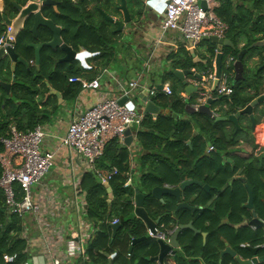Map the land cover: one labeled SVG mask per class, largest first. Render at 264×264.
<instances>
[{"label": "trees", "instance_id": "1", "mask_svg": "<svg viewBox=\"0 0 264 264\" xmlns=\"http://www.w3.org/2000/svg\"><path fill=\"white\" fill-rule=\"evenodd\" d=\"M248 3L251 4L250 7ZM48 9V7L43 8V15L52 20L54 24L56 21L63 28L61 35L63 43L68 46L72 43L75 48L84 46V42L78 41V35L74 36L76 40L70 37L71 25L74 24L71 18L77 15L73 5L68 2L62 3L59 14L50 12ZM252 10L264 11V0H223L215 11V14L228 25L226 38L235 46L242 42V49L248 50L249 53L257 50L251 48L252 45L264 40V15L252 14ZM10 11H12L11 7ZM12 15H14L13 11ZM253 16L255 19H252ZM93 34L95 35L96 32L93 31ZM32 38L30 25H27L19 34L15 44L16 51L27 61L32 59L31 49L28 48V45L33 43ZM46 40L45 37L40 38V41ZM98 45L99 43L94 45L96 51H98ZM206 45L204 56L199 58L206 62L205 65L194 63L191 56L185 52L169 55V69L160 75V79L161 84L171 82L172 93L170 96L157 93L156 97L151 99V102L161 110L167 111V114L158 117L155 121L145 115L139 129L136 130L137 146L144 152V155L139 154L137 157L139 166L134 171L136 177L132 176L133 170L130 169L128 160L130 154L126 148L122 147L117 140L109 141L105 146L103 156L96 162L95 170H99L104 176L112 168L117 169L118 175L110 182L114 197L112 203H106V192L98 183L93 171L82 176L80 187L87 197L86 219L92 222L98 232L86 246L84 255L89 259L87 261L79 259L75 264H106L107 260L104 255L112 253H115L112 264H149L146 258L155 256L157 252V246L149 239L138 244L129 253L131 239L147 236L143 223L135 218L133 206L129 203L134 196L135 189L146 196L143 207L147 216L151 220L161 218L158 226L160 232L173 231L179 224L192 222L196 230L207 234L206 241L203 243L200 235H193L192 232L186 230L182 232L180 241L185 251H191L193 257H202L204 264H236L234 259L228 256L220 260L219 255L224 250L225 243L243 260L252 258L250 249L254 248H258L256 257L264 256L263 231L238 227L250 219V212L243 207L247 197L245 186H243L245 184L238 179L234 180L235 176L245 179V183L252 191L253 210L257 217L264 221V165L259 166L258 163L249 161L245 156L242 157L238 135L235 134L233 128L230 130L225 128L229 123H214L204 115L187 114L185 112L186 103L179 97V92L183 91V87L176 81L173 71H188L194 68L204 71L209 69L214 57L215 45L208 41ZM224 50L234 57L239 52L236 48L234 50L224 48ZM44 51L48 55L41 59L40 77L32 80V75L19 68L15 71L17 82L12 83L10 91L16 99H9L1 91L0 110L3 106L4 114L0 112V137H6L5 132L9 125L7 117L15 116L10 110L14 108L13 104L16 100L20 102L19 106L28 108L26 114L35 110L32 99L36 90L32 87L38 79L40 81L46 79L62 93L66 100L74 99L79 93V84H70L67 81L71 78L69 74L72 72L64 71L63 66L53 70L50 63L53 59V51L49 49ZM263 62L264 58L261 57L259 65ZM254 70L249 71L244 80L233 85V94L226 105L229 111L225 115L231 113L232 109H243L255 97L264 93V77L261 76L264 71L256 68ZM6 71L0 72V81L11 83V75L9 72L6 74ZM18 81H22L23 84ZM247 88H252V94L248 93ZM20 92L22 95L18 96L17 93ZM188 102L191 103V101ZM16 111L18 112L19 109ZM173 115L175 117H172ZM30 119L32 120L31 117ZM34 125L32 122L28 129L21 128L19 125L17 128L21 132H27L36 126ZM207 146H212L214 151L205 158L204 153ZM2 151L0 144V152ZM223 152L225 157L229 156L232 160L233 167L222 161ZM126 173L131 174V186L125 185ZM187 180L198 181L213 188L208 193L204 191L197 193L198 189L195 186L187 189L186 199L191 200L188 204L199 209L195 214L187 211L174 214L176 205L172 197H168L169 201L166 200L164 204H161L150 196L151 190L155 187L168 185L175 188ZM113 216L121 227L116 237L111 240L112 231L106 220ZM21 233L20 219L7 213L4 194L0 190V264H28L31 261L26 253V243L21 239ZM241 244H247L249 248L242 249ZM5 255L15 257L11 262H5L3 260ZM177 264H182V261L179 260ZM190 264H196V261H191Z\"/></svg>", "mask_w": 264, "mask_h": 264}, {"label": "crops", "instance_id": "2", "mask_svg": "<svg viewBox=\"0 0 264 264\" xmlns=\"http://www.w3.org/2000/svg\"><path fill=\"white\" fill-rule=\"evenodd\" d=\"M56 1L61 2V5H57V12H55L57 14L61 12L60 8L62 7V3L68 2L70 4L68 0ZM13 3L20 2L17 0H0V34L6 28L2 16L5 15L11 21L16 16L12 15V11L14 12L12 7ZM119 4V0H108L107 2L101 0H85L84 2H81L80 0H76L75 3L72 5L73 9L77 11V15L75 14L71 18L74 20V24L71 25L70 37L74 38L75 35H78V41L84 42L85 45L78 46L77 48H75L72 43H68L69 46L76 52L77 57H79L75 58V60L71 64L58 63L57 61L54 64L52 60H59L63 58L64 55L59 50L52 52L53 59H51L50 63L52 64L53 70L57 69L59 66H63L62 68L65 69L64 71L72 72L71 74H69L71 77H79L87 81L98 78L100 82V88L96 91L80 90L74 99L66 100L64 99L62 93L57 91L46 79H43L41 81L38 79V82L32 87L36 90V94L32 99L34 102L33 105L35 106V110L32 113L27 112L26 114L25 112L28 108H23V106H19L20 102L16 100L14 102L15 104H13L14 108L10 110L11 113H14L15 116L7 117V122H9V125L5 132L6 136L9 134L11 127H15L17 130H19L17 128V125H19L21 128L28 129L29 125L33 122L36 126H41L45 134L41 144V151L51 152L54 155L53 165L49 170L48 174L44 176L40 184L33 185L31 188V200L34 204L39 206L40 211L36 215L30 214L19 218L22 228L21 239L25 241L26 253H28L31 258V261L28 264H52L53 260L55 259L59 261V264H75L79 259H82L83 261H87L89 259L84 255L85 249L87 244L89 243V240L95 237L98 230L92 224V222L86 219L87 197L86 193L83 192L80 187V181L84 174H87L88 172L92 171L96 174L95 176L98 183L103 187L106 192L107 204H111L114 199L112 188L110 187V182L113 179L108 183H104L102 182L100 177L103 175L100 174L99 170H95L96 162L100 158L95 162L94 168L91 169L87 166L82 157L77 156L73 151L60 146L59 139L64 136L68 124L73 119L78 117L81 113H83L85 110L98 103L100 100L104 98H118L120 96V89L118 88L119 84L127 85L131 81H136L138 84V89L134 90V98H136L135 96H138L139 94H143V91L145 90L141 88H157L158 86L163 87L165 85H168L170 87L171 82L161 84L160 79V75L164 71L169 69L168 57L170 54H175L177 52H185L191 56L192 60H197L194 61V63L197 64L204 62L201 61L199 58H202L204 56L203 54H205L208 45H206V41L210 42L209 40L201 41L200 45L193 51L188 50L186 44L178 41L174 44H167L154 47L155 41L159 35V24L161 20V13L163 10V7L160 5L161 0H126L131 22L129 24H126L121 32H118L114 24L106 21L97 11V8H100L106 16L113 18L115 21L121 22L123 20V14L116 8V6ZM247 5L249 7L251 6L250 3H248ZM10 7L12 11H10ZM48 8L50 12L52 11L54 13L52 7ZM86 9H89V11H87ZM245 10L248 12L247 8H245ZM252 14H259L260 16H262L264 15V11L261 10L259 12L256 10H252ZM252 19H255V17L253 16ZM55 25L60 28L62 35L63 28L59 24H57L56 21ZM93 31L96 32L95 35L93 34ZM42 37L47 38V40L50 38L49 36ZM95 37H99L100 39L97 40V38ZM225 39L227 38L225 37ZM32 40L33 44L44 42L39 40L37 41L34 38H32ZM96 43H99L98 51L94 49V45ZM231 45V48L215 45V51L223 55L221 68L222 70L224 69V71H226V73L230 76L231 86L233 88V85H235L236 82L244 80L246 78V76L249 74V71H253L255 68L259 71H264V69H261V67L264 65V62L259 65L261 57L264 58L262 56V54L264 53V49L255 48L257 50L251 53L246 50V53L242 57V61H240V73L237 74L235 69V64L237 63L235 59H237V56L234 57L232 55H228L227 59L225 60L222 51L224 48H229L233 50L236 48L237 50H239L238 53H240L245 49H242V42L239 43L237 46L233 45L232 43ZM45 49L47 48H42L40 51L39 65H35L34 63L33 50H31L32 59L29 60V66L27 68H25L23 65L16 64L11 69L10 65H7V71H5L6 74L7 72H9L12 76H10L11 81L12 78L15 77V71H17V69L19 68L27 74L32 75V80L40 77L41 59L43 57L45 58V55H48V53L44 51ZM228 58H233V61L227 65L226 62ZM244 60L247 62H244ZM135 62H139V64L137 66L133 65ZM151 62H154L153 66L150 65ZM232 64H234V69H231ZM27 69H29V72H27ZM199 69L194 68L191 69V71L199 73V71H201ZM205 71H208V69ZM241 74V80L234 79V75L240 76ZM261 76L264 77V73ZM185 80L187 83L193 84L194 78L188 76L185 78ZM176 81L178 82L177 79ZM16 82L17 81L15 77V83ZM18 82L22 83V81ZM12 83L13 82H11V84ZM192 84L190 85L193 86ZM246 90L249 94H252V88H247ZM1 91L9 99H16L14 95L10 92L11 88L8 93H6L2 88H0V93ZM160 91L161 90H158L157 93H161ZM182 94L183 96L185 95L186 98L184 97L183 99L181 97ZM263 94L264 93H262L261 95ZM17 95L21 96L22 92L17 93ZM199 95L200 94L198 93H191V95L187 97L184 90L179 92V97L181 98V100L185 101V103L188 105V101L192 102L193 99H197ZM212 97L214 98V95H212ZM152 98L153 97H150V101ZM230 98L231 96L221 97V99L220 97H215L214 99H212L216 100V102L209 107L211 114H215H212L213 118L221 117L220 112L222 110H225L224 107H227L226 105L230 101ZM221 101L223 103H221ZM137 106H141V102H139ZM138 108L140 109V107ZM3 109L4 107L2 106L0 110L2 114H4L2 112ZM16 109H19L20 112H17ZM263 109L264 104H261L253 109V115L255 119L254 126H252L246 116L244 117L242 124L240 123V128H242L240 131L236 132L234 126L230 123L229 125H227V127L225 126V128L228 130L233 128L235 134L238 135L242 157L245 156L246 158H248L249 161H253L256 164L258 163L259 166L264 165V158H262L264 154V116L262 115ZM165 114H167V111H163V114H158L157 116H152L148 114L147 115L150 116L152 121H155L158 117L164 116ZM29 116L32 118V120ZM210 119L214 123H222L215 122L212 118ZM140 125L131 129V136L133 137V140L130 146L120 144L122 147L126 148L127 152H129L130 154L128 160L129 167L133 170L132 176L135 175L134 171L137 170L136 168L139 166L137 161L138 155H144V152H142L137 146L136 139V130L139 129ZM208 147L209 146L206 147L204 155L208 154L210 156V154L213 153L214 148L213 151L207 153L206 150ZM254 147H256V149H253ZM223 156H225L224 152L223 154H221V158ZM252 158H256L258 160L254 161ZM226 159L229 160V156H226ZM222 161L228 166H234L231 159L229 160L230 162L223 159ZM224 163L223 165L225 167ZM126 176L127 181L125 185L129 184L128 186H131V174L126 173ZM235 179H237V176H235L234 180ZM206 186L208 185L206 184ZM163 187L171 188V186L168 185H164ZM196 188L198 189L197 193H200V191H204L201 187ZM207 188L208 189L204 191L206 193L211 192L213 189L211 188V186H208ZM187 189L182 193V199L183 201L190 203L191 200H189L188 198L186 199L185 196L187 193ZM168 197L169 196L163 197L164 203L166 200H168ZM247 199L248 195L245 200L246 202ZM173 200L175 201L174 198ZM176 204L177 203L175 201V205ZM114 220L115 218L113 216L107 218L106 221L107 224L112 225V222ZM249 220L245 222L248 223ZM51 228H55L60 232V234H52V231H50ZM196 231H198L197 234L193 233L192 231L190 232H192L193 235H200L202 242L205 243L207 234L201 233V231L199 230ZM81 233L84 234L83 239L78 242L75 239L73 242L82 248L83 254H74L71 251V240L73 237L75 238V236H78ZM181 238L182 235L180 234V236L178 237L179 243L181 241ZM136 246L132 248V251L135 249ZM225 248L231 249V247L227 243H225L224 245V249ZM157 256L158 249L155 256L148 257L146 258V260L149 262V264H158L157 261L154 262L153 260ZM225 256H223L222 258H220L219 256L220 260H222ZM104 257L107 260L106 264H112V261L115 257V253L109 255L105 254ZM38 258H41L42 263L39 262ZM179 260L182 261V264H190L191 261H196V264H204L202 257L191 256V251H185L182 248L181 243L180 248L176 250V259H173L172 256H169L164 259L163 264H177Z\"/></svg>", "mask_w": 264, "mask_h": 264}, {"label": "built area", "instance_id": "3", "mask_svg": "<svg viewBox=\"0 0 264 264\" xmlns=\"http://www.w3.org/2000/svg\"><path fill=\"white\" fill-rule=\"evenodd\" d=\"M76 0H70L74 4ZM223 0H166L159 24V35L154 47L181 42L187 45L188 50L193 51L201 41L215 38L225 39L228 32V25L224 23L215 11ZM203 3L204 6L200 4ZM11 26H6L0 34V46L14 47L16 39L11 35ZM218 53L215 51V54ZM233 61L228 58L227 65ZM199 80L193 81V86L203 88L193 107L205 104L206 100L215 97H229L233 94L230 76L220 71L217 84L211 92L212 82L215 80L214 58L212 66L208 71L201 73ZM68 83L79 84L81 91H96L100 88L99 79L87 81L79 77H71ZM120 96L118 98H104L85 110L78 117L73 119L67 126L63 137L59 139L60 146L73 151L77 156L84 159L89 168H94L95 162L103 156L105 146L111 140H117L119 144L124 142V132L127 128L138 127L143 119L144 113L130 103L134 90L138 89L136 81L127 85L119 84ZM148 91V100L155 97L158 90L156 87L141 88ZM161 94L170 96L171 88L168 85L161 87ZM214 93V98L212 97ZM127 98L123 104L118 101ZM184 99L185 95H181ZM186 98V97H185ZM214 114V113H212ZM215 115V114H214ZM44 131L41 126L34 127L31 131L21 132L11 127L6 137H0V144L3 151L0 152V190L4 194L5 207L8 214L22 218L25 215H36L40 210L39 206L31 200V188L40 184L53 165V153L41 151V144L44 139ZM213 151L209 146L207 153ZM99 175V174H98ZM118 171L112 168L107 175L100 176L102 182H110ZM19 193V197H18ZM118 223L115 219L113 224ZM264 223V221H263ZM253 230L255 228L251 227ZM50 231L60 234L55 228ZM160 239L165 238L171 232H160ZM59 232V233H58ZM83 233L73 237L71 251L74 254H83L77 242L83 239ZM70 241V242H71ZM241 248H249L247 244H241ZM264 248V245H262ZM15 256H3L5 262H11ZM52 264H59L53 260Z\"/></svg>", "mask_w": 264, "mask_h": 264}, {"label": "water", "instance_id": "4", "mask_svg": "<svg viewBox=\"0 0 264 264\" xmlns=\"http://www.w3.org/2000/svg\"><path fill=\"white\" fill-rule=\"evenodd\" d=\"M20 3H13V14L16 15L15 18L11 21L8 19L5 15L2 16V19L4 21V24L6 26H11V35L17 40L19 37V34L24 30L25 26L30 25V33L32 34L33 38L35 40H39L42 38V36L50 37L47 41L40 42V43H32L28 45V48L33 50L34 52V63L35 65H39L40 62V51L42 48L50 49L51 51H57L63 53V58L59 60H52L54 64L56 61L58 63H66L71 64L75 58H79L76 55V52L68 45L63 43L61 39V31L60 28L57 27L54 22L50 19H47L43 15V8L45 7H52L54 12H57L56 8L57 5H61V2H58L56 0H17ZM70 2V0H68ZM81 2H84L85 0H80ZM98 1V0H97ZM166 0H161V6L164 7ZM119 5L116 6V8L122 12L123 14V20L121 22L115 21L113 18L106 16L105 13L100 9L97 8V11L101 14V16L108 22L113 23L116 27L118 32H121L123 27L126 24H129L131 22L130 14L127 9L126 0H119ZM201 6H204L203 3L200 4ZM89 11V9H86ZM212 44L217 46H223V47H229L231 48L232 45L227 39L223 40H217L215 38L208 39ZM251 48H262L264 49V40L261 42H257L254 45L251 46ZM246 53V50L241 51L237 55V63L235 64L236 73L239 74L241 70V63L243 55ZM193 56V55H192ZM264 57V53L262 54ZM197 61V60H193ZM223 61V55L221 53H216L214 57V68H215V80L212 82L211 85V92L214 91L215 86L217 84V78L221 71V64ZM16 64L23 65L25 68L29 66V61L24 59L19 55V53L16 51L15 47L10 46H0V72H4L6 70L7 65H10V68L12 69ZM202 64H206V62H202ZM261 69H264V65L261 67ZM14 71V70H13ZM12 71V72H13ZM27 72H29V69H27ZM174 77L178 80L180 85L183 87V90L187 97L191 95V93H198L200 94L203 91V88H195L191 86L189 83L186 82L185 78L188 76L193 77L194 79H200L201 73H197L191 70L188 71H182V70H175L173 71ZM12 82L15 83V77L12 78ZM12 84L6 83L0 81V88H2L6 93L9 92ZM158 90H161V86L157 87ZM136 98H131L130 103L134 105L135 107H140L142 109L143 113L145 115H152L157 116L158 114H163V111L160 110L159 107H157L154 103H152L150 100H148V91H143V94H139L138 96H135ZM127 98H121L118 103L123 104L125 103ZM141 102V106H137V104ZM216 100L208 99L206 100L205 104H202L200 106L193 107L191 105L186 104L185 106V112L189 115L191 114H202L205 116H208L212 119H214L215 122H227L234 126L235 131H240L241 128L238 123V119L241 116H246L252 126L255 125V119L253 115V109L261 104H264V94L259 95L257 98L253 99L250 103L246 104L245 107L241 110L238 109H232L231 113L227 116L223 117H214L210 112L209 107L212 106ZM139 109V108H138ZM262 115L264 116V109L262 111ZM172 117H175L173 115ZM131 128H127L124 132V142L123 144L125 146H130L133 137L131 136ZM190 146V143H188ZM205 157H209L208 154L204 155ZM264 158V154L263 157ZM223 160H227L225 156L222 157ZM245 185V189L247 191L248 199L246 204L243 206L244 209L250 211V220L247 222H243L238 227H254L258 229H262L264 231V223L263 220L259 219L253 210V195L252 191L249 188V186L245 183L244 178H237ZM192 186L201 187L204 191H206L208 186L203 185L201 182L197 181H184L182 182L178 187L170 188V187H155L151 190L150 196L157 200L159 203L164 204L163 197L169 196L175 199L176 201V207L174 210V214L177 212L184 210L191 214H195L198 209L196 207L190 206L187 202L183 201L182 199V193ZM109 191V190H108ZM208 192V191H207ZM146 199L145 194L139 192L137 189L134 190V196L129 200V203L133 206V213L135 218L139 219L147 233L148 236H144L139 239H131L130 240V247L129 251H132V248L140 243L146 242L148 239L150 242H153L158 249V256L154 258V262H158V264H163L164 259H166L169 256H172L173 259H176V250L180 248V243L178 242V237L182 232L186 230H190L193 233H196L198 231L195 230V228L192 225V222H189L187 224H179L177 225L173 231H167L171 232V234L166 235L165 238L160 239L159 234L156 233L155 229L159 226V223L161 221V218H157L156 220H151L147 213L144 210V201ZM120 224L116 223L113 225H110V228L112 230V240L115 237L116 232L120 229ZM162 227V226H161ZM164 233V232H162ZM251 255L253 256L251 259L243 260L237 256V254L232 251L230 248H225L223 251L220 252V258L227 255L230 256V258L234 259L236 264H260L264 263V256L262 257H256L258 248L250 249ZM39 262L42 263L41 258H38Z\"/></svg>", "mask_w": 264, "mask_h": 264}, {"label": "rangeland", "instance_id": "5", "mask_svg": "<svg viewBox=\"0 0 264 264\" xmlns=\"http://www.w3.org/2000/svg\"><path fill=\"white\" fill-rule=\"evenodd\" d=\"M222 52H223V54H224V59H225V60L227 59L228 55L231 54V53H229V52H225L224 49H223ZM225 60H224V61H225ZM235 61H237V59H235ZM244 62H247V61L244 60ZM138 64H139V62H135L133 65L137 66ZM150 65L153 66V65H154V62H151ZM152 66H151V67H152ZM229 66H230V65H229ZM231 69H234V64L231 65ZM234 71H235V70H234ZM203 72H205L203 69H202L201 71H199V73H203ZM234 79H236V80H237V79H238V80H241V79H242V74H241L240 76H238V75H234ZM212 95H215V94L212 93ZM231 96H232V95H231ZM193 104H195V103H194V99H193V101H192L191 103H189V105H193Z\"/></svg>", "mask_w": 264, "mask_h": 264}, {"label": "flooded vegetation", "instance_id": "6", "mask_svg": "<svg viewBox=\"0 0 264 264\" xmlns=\"http://www.w3.org/2000/svg\"><path fill=\"white\" fill-rule=\"evenodd\" d=\"M101 1L107 2L108 0H101ZM244 107H245V106H244ZM224 108H225V110H222V111L220 112L221 117L225 116V114L229 111L227 107H224ZM238 110H241V109H238ZM229 114H230V113H229ZM229 114H228V115H229ZM226 116H227V115H226ZM244 117H245V116H241V117H239V119H238V123H239V124H240V123L242 124V121H243Z\"/></svg>", "mask_w": 264, "mask_h": 264}, {"label": "clouds", "instance_id": "7", "mask_svg": "<svg viewBox=\"0 0 264 264\" xmlns=\"http://www.w3.org/2000/svg\"><path fill=\"white\" fill-rule=\"evenodd\" d=\"M16 44V43H15ZM15 47V46H14ZM214 57H215V53H214ZM221 98V97H220ZM191 106H193V105H191ZM160 228H161V226H160ZM157 229H158V227H157ZM255 249V248H254Z\"/></svg>", "mask_w": 264, "mask_h": 264}]
</instances>
